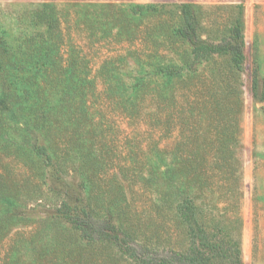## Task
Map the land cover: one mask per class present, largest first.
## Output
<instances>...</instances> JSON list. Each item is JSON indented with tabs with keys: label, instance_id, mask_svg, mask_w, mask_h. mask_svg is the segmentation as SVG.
Wrapping results in <instances>:
<instances>
[{
	"label": "trees",
	"instance_id": "obj_1",
	"mask_svg": "<svg viewBox=\"0 0 264 264\" xmlns=\"http://www.w3.org/2000/svg\"><path fill=\"white\" fill-rule=\"evenodd\" d=\"M90 6L110 7L113 13L132 17L136 31L131 39L153 44L134 50L130 61L128 53L118 57L121 62L113 57L105 60L100 68L102 93L97 92L84 53L74 45L64 50L53 3L34 6L36 26L25 35L0 25V128L9 118L23 132L28 155L34 154L42 163L41 175L58 172L60 163L70 164L81 171L86 189L85 197L57 205L55 219H63L80 233L77 241L65 244V261L73 253L87 257L91 252L86 245L101 241L114 245L134 264H242L243 4L233 6L237 14L229 38L215 45H192V51L181 45L188 33L193 43H205L197 34V22L190 20L196 5L184 4L182 18L175 22L170 9L155 4ZM42 21L47 28H38ZM215 54L230 61L228 70L218 62L211 67L212 73L228 74L220 82L226 84L227 96L219 94L220 83L211 82L204 68L197 71L198 56ZM256 81L255 74L253 88ZM108 108L146 123L140 143L135 145L134 137L126 136L121 149L108 136L113 128ZM170 137L174 142L166 146L164 141ZM25 166L31 182L37 174L29 164ZM126 180L151 189L153 207L159 214L161 207H169L172 217L167 214L153 231L142 218L134 221ZM3 199L12 203L10 197ZM9 209L0 211V222L16 217ZM40 232V226L33 231ZM18 236L5 264L19 260L20 242L29 241ZM49 256L39 264L62 259ZM95 257L108 260L101 252Z\"/></svg>",
	"mask_w": 264,
	"mask_h": 264
},
{
	"label": "rangeland",
	"instance_id": "obj_2",
	"mask_svg": "<svg viewBox=\"0 0 264 264\" xmlns=\"http://www.w3.org/2000/svg\"><path fill=\"white\" fill-rule=\"evenodd\" d=\"M48 2L57 8L64 50L66 51L68 45H74L84 53L87 64L90 65L91 77L97 83L98 93L103 90L100 68L105 60L113 57L116 62H121L118 57L127 53L130 54L127 58L129 60L132 59L134 50L153 44L151 40L148 45H142L144 42L131 39L135 37L136 31L132 17L113 13L110 7L90 5L155 4L170 9L173 22L182 18L180 10L184 4L196 5L197 10L192 12L190 20H195L201 27L198 30L197 26V34L205 43H193V35L189 39L191 32L188 33V36L181 40V45L192 51V45H215L222 38H229L237 14V9L233 6L240 2L243 4V109L240 115L243 196L239 207L242 220L241 259L242 264H264V0H0V25L18 35L32 32L36 26L32 12L34 6ZM166 17L170 21L169 17ZM38 28H47V23H38ZM188 57L192 61L190 52ZM218 58L216 54L210 58L203 55L200 58L198 56L195 61L197 71L204 68L206 77L211 78V82L214 80L215 85L228 77V74L222 77L219 72L212 73L211 67L218 62L217 65H224L228 67L227 70L230 68L228 58ZM255 74L257 84L253 88ZM190 77L191 74L188 78ZM195 77L200 78L196 75ZM217 87L221 96H227L226 84L220 83ZM199 90L201 95L202 89ZM91 102L93 103V98ZM105 111L113 125L108 136L116 139L121 149L126 136L134 137L135 145L141 142L147 132V125L143 120L137 118L134 122L110 108ZM22 139L23 132L15 129L14 123L6 118L4 126L0 128V211L13 207L9 211L16 217L0 222V231H3L0 234V264L7 261L6 253L10 246L18 244L19 234L29 241L20 242L23 249L17 254L20 259L11 260L10 264H39L44 257H50L49 254L62 256L58 263L52 264H134L129 257L121 255L114 245L101 241L86 245L87 252H91L87 257L73 253L68 262L65 261V244L70 246L77 241L80 233L63 219H55L58 216L57 205L70 198L85 197L86 189L80 179L81 171L74 169L70 164L60 163L57 166L58 172L41 175V161L32 153L28 155V148ZM173 142L174 138L170 137L164 144L170 146ZM28 164L37 174L33 175L31 182L27 179L25 165ZM73 169L75 172H71ZM92 178H95L93 174ZM126 190L132 206L129 207L131 217L134 221L142 218V223L150 227L151 231L160 226L168 215L172 217L169 207H161L165 215L162 212L159 214L156 207H153L154 195L151 189H144L140 183L133 182L129 185V180H126ZM4 196L10 197L12 203L6 202ZM53 219L56 220L55 223L52 222ZM39 226L40 234H34V229ZM33 247L42 251L35 252L31 250ZM98 251L102 253L103 258L108 257V260L96 258L95 255L100 253Z\"/></svg>",
	"mask_w": 264,
	"mask_h": 264
},
{
	"label": "crops",
	"instance_id": "obj_3",
	"mask_svg": "<svg viewBox=\"0 0 264 264\" xmlns=\"http://www.w3.org/2000/svg\"><path fill=\"white\" fill-rule=\"evenodd\" d=\"M243 213H244V216H245V215H246V213H245V212H243ZM245 217H246V216H245ZM245 217H244V218H245Z\"/></svg>",
	"mask_w": 264,
	"mask_h": 264
}]
</instances>
